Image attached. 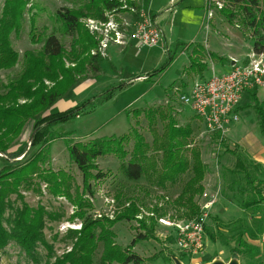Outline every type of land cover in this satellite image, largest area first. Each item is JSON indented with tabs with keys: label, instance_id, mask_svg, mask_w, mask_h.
Returning <instances> with one entry per match:
<instances>
[{
	"label": "rangeland",
	"instance_id": "1",
	"mask_svg": "<svg viewBox=\"0 0 264 264\" xmlns=\"http://www.w3.org/2000/svg\"><path fill=\"white\" fill-rule=\"evenodd\" d=\"M29 1L28 6H31L24 13L19 34L15 36L12 33L10 36L19 59L12 68L0 70V93L5 92V86L14 81L25 68L24 53L36 58L41 57V46L46 35L50 33L61 42L63 53L58 62L46 60L49 70L56 69L60 61L66 66H72L69 62L76 58V63H79L89 58L92 51H96L98 47V38L89 32L86 25L87 19H98L97 1ZM116 1L121 10L104 11L103 16L106 17V14L111 12L118 22L134 18L132 12L123 8V5L129 6L134 2L135 6L144 7L143 0ZM2 3L3 0H0V12ZM149 4L160 19V27L164 33L162 44L140 47L133 40L124 45L110 43L105 49V56L96 55L99 58V69H85L72 90L57 101L54 110L80 105L91 97H95L92 102L94 103L99 93L109 88L113 89L111 96L101 103L96 102L93 107L89 105L83 108L77 116L66 122L53 126L45 154L35 171L26 176L14 190L3 192L0 189L4 196L2 224L5 228L9 229L12 222L18 220L25 211L30 216L40 215V241L26 252L16 241L10 240L0 249V264L52 263L73 248L76 230L81 226V219L74 216L77 208L73 200L81 193L82 180L80 171L68 158L67 142L122 135L129 131L131 126H135L145 141L151 144L154 136L144 116L132 115V111L167 103L172 108L177 124H189L192 131L188 139L189 144L185 148L188 152V168L173 181L159 185L155 179L157 169L147 177L131 181L118 172V160L113 155L98 157L94 162L106 176L102 182L92 186L93 195L89 197L92 209L87 210L86 214L92 218L113 219L130 200H134L143 216L131 221H119L112 227L115 233L114 241L121 247L127 246L139 232V229L135 228L137 224L140 225L139 221L150 225L151 218L155 219L153 236L139 241L132 249L143 259L141 264H175L173 257L181 264L231 261L237 264H264V203L256 210L242 208V202L252 199L253 194L244 177L245 173L235 166L236 154H239L248 166L250 178L255 180L253 183L264 180V164L246 160L248 157H260L264 160V136L258 128L249 94L241 105L244 109H240L237 123L229 124L224 134L205 129L190 106L180 104L177 97L180 91L188 95L191 84L200 77L199 74L185 71L189 65L188 55L191 48L185 49L183 45L198 44L217 56L227 59L234 54L238 56L239 61H245L246 57L254 53L251 47L253 40L262 36L264 41V30L259 28L254 35L252 29L244 22L246 15H243L239 6H232L234 17L232 23H229L219 12V8L224 6L223 0L212 1L209 10L206 9V0H176L174 3H168V0H149ZM65 8L85 14L79 18L81 34L90 33L97 41L96 46L86 45L82 36L76 40L63 33L56 11ZM147 12L154 18L155 15L149 7ZM121 30L123 31V27ZM126 33H129V30H126ZM168 54L172 56V60H169ZM204 61L206 69L201 74L204 78L211 75L212 65L216 74L228 71L231 66L228 61L221 63L206 57ZM166 64V68L158 76H148L149 72ZM45 84L50 86L51 82L45 79ZM255 89L258 100L264 102V84ZM22 101L19 99V102ZM32 125L31 119L24 124L10 150L21 152L29 147ZM155 130L158 135L163 134L161 121L157 122ZM132 143L131 138L125 142L128 152ZM190 148L199 150L201 160L206 164V172L201 182L203 192L196 197L199 211L203 210L206 204H211L203 211L206 213V247L201 254L176 256L173 253L175 247L172 230L161 225L158 218L165 217L172 221L183 219V211L177 209L173 201L192 175ZM153 152L154 149H150L149 153ZM156 154L159 167L161 152L156 151ZM21 157L22 154L18 159ZM2 165L3 160L0 159V168ZM57 170H64L70 176L68 185L65 186L67 196L57 195L52 189L53 180L49 171ZM239 239L252 248L254 254L248 253L246 247L240 246ZM101 250L102 243L99 241L92 254V264H101Z\"/></svg>",
	"mask_w": 264,
	"mask_h": 264
},
{
	"label": "trees",
	"instance_id": "2",
	"mask_svg": "<svg viewBox=\"0 0 264 264\" xmlns=\"http://www.w3.org/2000/svg\"><path fill=\"white\" fill-rule=\"evenodd\" d=\"M88 1L89 3L97 1L99 5L97 17L99 20L106 19L103 16L104 11L121 10L120 4L116 0ZM212 1L214 0H206L207 10L211 9ZM223 1L224 6L219 8V12L229 23H232L234 17L232 6H239L243 15H246L244 22L252 29L254 35H256L259 28L264 30V0ZM29 2V0H3L0 12V70L10 69L18 62L19 54L13 48L10 36L12 33L15 36L19 34L24 13L31 6H28ZM130 4L134 5V2ZM148 5L149 0H143V6L146 11ZM83 16L85 14L81 11H73L66 8L56 11V17L64 34L76 40L82 36V38H85L86 45L94 47L97 45L94 35L92 36L87 32L86 34H81L82 26L79 18ZM31 21L33 23V19ZM33 38L34 35L32 34ZM183 48H191L188 55L189 65L185 68V71L191 74L194 73L201 76L204 69H206L204 57L212 61H220L221 63L230 61L228 58L226 59L206 51L203 46L198 44H186L183 45ZM252 50L254 53H264L262 36H258V39L253 40ZM62 53L63 46L58 38L53 33L46 35L41 46V57L36 58L24 53L25 68L14 81L5 86V92L0 93V159L3 160V165L0 168V189L3 192L14 190L24 181L26 176L35 171L45 154L50 130L53 126L66 122L71 117L77 116L83 108L89 105L93 107L96 102L101 103L112 94L113 89L109 88L99 93L94 103L92 102L95 97H91L80 105L54 110L57 101L72 90L80 80L79 75L85 69H90L91 71L99 69L97 54H91L89 58L79 63H76V58L70 61L69 63H72V66H66L65 63L60 61L56 69L49 70L46 60L58 62ZM168 58L172 60L170 54H168ZM166 66L167 64L152 70L148 73V76H158ZM45 79L51 82L50 86L45 84ZM122 83L120 84L122 85ZM248 94L258 128L264 136V102L258 100L255 88L249 91ZM19 99L23 101L19 102ZM240 109H244V107ZM140 114L144 116L148 128L153 133L154 138L151 144L145 141L135 126H131L130 130L122 135H109L88 141L66 143L68 158L81 173V193L79 197L73 200L77 208L74 211V216L81 219V226L76 230L77 236L73 248L61 258L47 264H92V254L99 241L102 243L101 264H141L143 262V259L133 252L132 249L139 241L153 236L155 219L151 218L150 225L144 221H139L140 225L137 224L135 227L139 229V232L135 234L131 242L125 247H121L114 241L115 233L112 230V227L117 222L131 221L136 218L139 206L134 200H130L127 206L120 210L113 219L105 217L92 218L86 214L87 210L92 209V204L89 201V197L93 195L92 186L97 182H102L106 176L105 172L100 170L94 162L98 157L113 155L118 160V172L131 181L147 177L157 169L155 179L159 185L173 181L188 168V152H186L185 148L189 144L188 139L192 132L189 124L178 125L175 116L172 114V108L168 103L149 106L142 110L133 109L132 115L139 116ZM30 119L33 120V125L29 147L21 152L10 150L11 144L20 135L24 124ZM158 121L163 123L164 131L162 135H158L155 130ZM129 138L133 140V143L131 150L128 152L125 149V142ZM150 149H154V152L149 153ZM156 151L161 152L159 167ZM189 151L192 159V175L173 201L176 204L175 207L177 206V209L183 211L181 217L188 219L197 216L201 211H199L196 197L203 192L201 182L206 172V164L201 160L200 151L195 148H190ZM21 154L22 157L18 159ZM235 166L245 173L244 177L251 194H253L252 199L242 202V208L259 209L260 205L264 203L262 195L264 192V180L258 181L257 184L253 183L255 180L250 178L247 172L248 166L243 162L239 154H236ZM49 173L53 180L52 189L54 192L57 195L67 196L65 186L68 185L70 176L64 170L49 171ZM3 199L4 196L0 193V249H3L10 240H14L24 251L29 252L35 243L40 241V232L38 230L40 227V215L30 216L25 211L7 229L2 224ZM238 244L246 247L248 253L254 254V250L241 239L238 240Z\"/></svg>",
	"mask_w": 264,
	"mask_h": 264
},
{
	"label": "built area",
	"instance_id": "3",
	"mask_svg": "<svg viewBox=\"0 0 264 264\" xmlns=\"http://www.w3.org/2000/svg\"><path fill=\"white\" fill-rule=\"evenodd\" d=\"M122 7L132 12L135 19L118 22L113 18L112 11L106 14L105 20L87 19L89 32L98 38V47L92 54L103 57L110 43L124 45L130 40L135 41L140 47L162 44V31L144 7L135 4ZM122 27L125 32L121 30ZM126 30H129V33H126ZM210 70L209 77L204 78L201 75L193 81L188 95L181 91L177 93L178 102L189 105L209 132L224 134L229 124L238 121L241 105L249 91L264 84V53H252L245 61L234 59L230 69L221 74ZM210 205L206 204L197 216L189 219L172 221L165 217L158 218L161 225L172 230L174 255L187 256L204 252L206 213L203 211ZM142 216L139 212L136 218Z\"/></svg>",
	"mask_w": 264,
	"mask_h": 264
},
{
	"label": "crops",
	"instance_id": "4",
	"mask_svg": "<svg viewBox=\"0 0 264 264\" xmlns=\"http://www.w3.org/2000/svg\"><path fill=\"white\" fill-rule=\"evenodd\" d=\"M176 0H168V3H174ZM174 6V5H173ZM148 7H149V9L153 12V9L151 8V6H150V4L148 5ZM153 14L155 15L154 16V19H155V21H156V23L158 24V26L160 27V22H159V17L153 12ZM207 26V25H206ZM160 29H161V31H162V34H164L163 33V30H162V28L160 27ZM130 42V41H129ZM252 47V46H251ZM250 47V48H251ZM248 54H246V56H247ZM238 58V56L237 55H234V54H231L230 56H229V62H228V64H230V65H232L233 64V61L232 60H239V59H237ZM247 58V57H246ZM210 69H213V70H215V68H214V66L212 65V67L210 68ZM235 123H237V122H234L233 123V125L235 124ZM229 132V131H228ZM248 160H250V161H255L256 163H261V164H264V160L262 159V158H258L257 159V157L256 158H251V157H248L247 158Z\"/></svg>",
	"mask_w": 264,
	"mask_h": 264
},
{
	"label": "water",
	"instance_id": "5",
	"mask_svg": "<svg viewBox=\"0 0 264 264\" xmlns=\"http://www.w3.org/2000/svg\"><path fill=\"white\" fill-rule=\"evenodd\" d=\"M262 195H263V199H264V192H263ZM173 260L175 261V264H181L176 257H173ZM210 264H237V263L235 261H231V262H228V263L213 262V263H210Z\"/></svg>",
	"mask_w": 264,
	"mask_h": 264
}]
</instances>
